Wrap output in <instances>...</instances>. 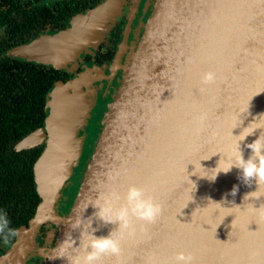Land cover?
I'll use <instances>...</instances> for the list:
<instances>
[{
	"label": "water",
	"instance_id": "95a60500",
	"mask_svg": "<svg viewBox=\"0 0 264 264\" xmlns=\"http://www.w3.org/2000/svg\"><path fill=\"white\" fill-rule=\"evenodd\" d=\"M122 3L108 0L75 16L69 28L8 55L72 71L98 48ZM98 15L85 30L80 21ZM81 68L54 84L43 127L17 144L18 151L44 146L34 164L40 202L0 264H66L50 256L69 223L83 217L90 232L86 219L97 211L90 204L113 191L123 196L132 185L147 189L162 205V216L155 224L134 219V233L121 240V256H106L101 264H175L180 252L191 253L194 264H264V196L244 199L256 183L244 184L235 167L211 180L218 161L225 167L234 151L235 136L255 120L251 127L264 126V0H156L140 43L121 42L108 75L95 62ZM207 72L216 74L215 83H201ZM104 82L99 97L95 89ZM91 93L106 103L91 123L93 134L87 132ZM261 132L241 142L245 159L251 155L246 144ZM78 174L83 179L74 185ZM92 227L99 237L118 224L93 218Z\"/></svg>",
	"mask_w": 264,
	"mask_h": 264
},
{
	"label": "trees",
	"instance_id": "16d2710c",
	"mask_svg": "<svg viewBox=\"0 0 264 264\" xmlns=\"http://www.w3.org/2000/svg\"><path fill=\"white\" fill-rule=\"evenodd\" d=\"M14 46L0 41V210L6 212L10 226L18 230L29 223L40 202L34 164L44 146L18 151L17 144L43 127L47 93L56 82L68 81L70 74L6 56ZM113 56L111 51L108 60L112 61ZM47 231L44 227L38 238L41 244ZM9 246L0 242V257Z\"/></svg>",
	"mask_w": 264,
	"mask_h": 264
},
{
	"label": "clouds",
	"instance_id": "9594fccd",
	"mask_svg": "<svg viewBox=\"0 0 264 264\" xmlns=\"http://www.w3.org/2000/svg\"><path fill=\"white\" fill-rule=\"evenodd\" d=\"M215 81L216 74L207 72L202 77L201 83L209 85ZM205 118L206 114L199 117L201 121ZM254 122L245 127L238 136H235L238 139L234 151L230 156L224 158L225 167H220L221 159L218 161L215 168L218 170L211 179L215 180L221 172L229 173L234 167L239 169L244 184L251 186L254 181L257 185V190L248 193L244 199H259L264 196V194H258L260 188L264 186V132H261L252 143L246 144V147L251 150V155L247 159L244 158L240 146L241 142L252 135L256 129H264V126L251 127ZM240 124H242V120H240ZM237 191L238 188L234 187L231 195L235 196ZM121 201L123 202L121 203ZM90 205L97 210L93 213V217L86 219L90 222L91 231L85 232L83 229V220H85L83 217L70 222L64 238L50 256L51 260H63L66 261V264H101L102 259L106 256L119 258L122 253L121 240L125 233L131 235L135 231L133 220L145 224H155L163 212L162 205L147 194V189L135 185L129 186L123 196L116 191L107 195L101 194L97 197L96 202ZM259 209L257 210L259 211ZM93 218L102 221L104 225L118 224V228L110 231L107 236L97 237L94 233L98 229L92 227ZM10 225L11 221L6 212L0 210V242L5 246L11 245L18 236V230ZM77 231L79 236L74 237L73 232ZM85 235L87 236L86 241L84 240ZM81 250L83 255H81ZM175 264H194V257L191 253L180 252L175 257Z\"/></svg>",
	"mask_w": 264,
	"mask_h": 264
},
{
	"label": "flooded vegetation",
	"instance_id": "af4514ba",
	"mask_svg": "<svg viewBox=\"0 0 264 264\" xmlns=\"http://www.w3.org/2000/svg\"><path fill=\"white\" fill-rule=\"evenodd\" d=\"M106 1L108 0H0V41L3 45L15 44L5 55L10 57L8 52L21 45L31 43L42 35L54 34L69 28L75 16L96 9ZM122 2L121 12L107 23L109 30L104 33V40L98 48L93 53L82 56L77 61L74 70L59 68L68 72L69 78L81 71L82 64L86 62H95L98 66L103 67L108 75L120 43H125L126 39L128 47L140 43L156 0H122ZM111 51H114V56L112 61H109L108 56ZM119 78H121V74H117L112 80L115 86L118 84ZM107 84L108 82H104L100 90L96 88V95L102 96ZM89 97L93 99L94 109L88 119L90 123H93L97 115L106 109V103L97 99L92 93ZM82 132L83 129H80L79 134ZM77 178H79V174ZM82 179L83 174H80L79 182Z\"/></svg>",
	"mask_w": 264,
	"mask_h": 264
},
{
	"label": "bare ground",
	"instance_id": "6f19581e",
	"mask_svg": "<svg viewBox=\"0 0 264 264\" xmlns=\"http://www.w3.org/2000/svg\"><path fill=\"white\" fill-rule=\"evenodd\" d=\"M101 16H94L93 18L91 17V18H89V17H85L84 19L85 20H81L80 21V23L83 21V24H82V26H83V28L85 29V30H91L92 28H93V26L95 25V23H97L98 21H99V18H100ZM86 20H88V22H86ZM82 26L79 28V29H81L82 28ZM25 51V53L27 52V50H24Z\"/></svg>",
	"mask_w": 264,
	"mask_h": 264
},
{
	"label": "rangeland",
	"instance_id": "374dc122",
	"mask_svg": "<svg viewBox=\"0 0 264 264\" xmlns=\"http://www.w3.org/2000/svg\"><path fill=\"white\" fill-rule=\"evenodd\" d=\"M108 30H109V27H108V25H107L106 29H105L104 32H103L101 42H102V40H104V39H103L104 36H105L104 33H105L106 31H108ZM101 42H100V43H101ZM92 94H93V93H92ZM89 95H90V94H89ZM89 95H88V98L91 99V100H93L92 98L89 97ZM93 95H94V94H93ZM92 106H94V102H93V105H92ZM91 115H92V113H91ZM99 116H101V115H99ZM97 117H98V115H97ZM97 117H96V118H97ZM95 121H96V120H95ZM95 121L93 122V124L96 123ZM87 127H88V126H87ZM91 127H92V126H91V123L89 122V127L87 128V132H91V130H92ZM92 128H95V126L92 127ZM79 132H80V131H79ZM82 133H83V132H82ZM91 133H92V132H91ZM92 134H93V133H92ZM85 144L87 145V142H86ZM86 145H85V146H86ZM77 180H78V183H79V180H80V174H79V178H76V179L73 180L74 185L78 184V183H77Z\"/></svg>",
	"mask_w": 264,
	"mask_h": 264
}]
</instances>
